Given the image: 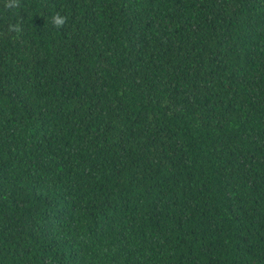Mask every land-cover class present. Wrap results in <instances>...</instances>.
<instances>
[{
	"label": "trees",
	"instance_id": "1",
	"mask_svg": "<svg viewBox=\"0 0 264 264\" xmlns=\"http://www.w3.org/2000/svg\"><path fill=\"white\" fill-rule=\"evenodd\" d=\"M0 264H264V0H0Z\"/></svg>",
	"mask_w": 264,
	"mask_h": 264
},
{
	"label": "clouds",
	"instance_id": "2",
	"mask_svg": "<svg viewBox=\"0 0 264 264\" xmlns=\"http://www.w3.org/2000/svg\"><path fill=\"white\" fill-rule=\"evenodd\" d=\"M65 19H66L65 17L57 15L56 17H54V23L57 26H60V25H62L65 22Z\"/></svg>",
	"mask_w": 264,
	"mask_h": 264
}]
</instances>
